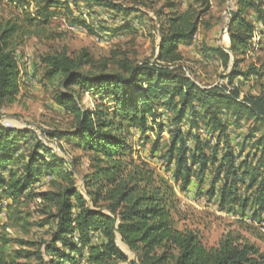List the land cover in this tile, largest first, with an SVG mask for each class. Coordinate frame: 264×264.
<instances>
[{"label": "trees", "instance_id": "1", "mask_svg": "<svg viewBox=\"0 0 264 264\" xmlns=\"http://www.w3.org/2000/svg\"><path fill=\"white\" fill-rule=\"evenodd\" d=\"M3 1L11 10L0 14V108L12 104L19 91L18 48L25 38L43 36L60 10L70 24L97 31L73 14L81 0H72L73 7L62 0H0V9ZM82 1L125 15L136 12L111 0ZM168 7L155 61H122L118 72L106 71L103 63L92 73L81 71L92 62L87 52L76 61L65 53L43 60L44 77L58 79L55 103L72 113L74 126L40 133L93 155L81 188L74 185L66 161L30 127H5L0 118V207L3 201L16 208L39 199L44 217L38 226L49 230L47 239L25 253L26 263L0 247V264H79L83 258L86 264H264V255L234 238L206 247L196 232L178 229L174 190L193 192L220 211L264 226V92L241 94L233 85L239 76L264 74V64L239 67L254 48L255 34L256 44L264 35V0H234L228 12L227 51L216 52L226 67L231 64L225 75L230 90L223 84L202 87L170 64L181 57L178 45L195 36L202 12L179 11L174 3ZM86 93L92 108L80 105ZM242 121L252 125L236 143L237 151L230 129L240 128ZM132 130L140 144L149 140L146 133L155 134L148 157L159 160L162 173L133 149ZM163 132L169 139L162 147ZM54 174L68 185L39 191L43 185L37 183L50 182Z\"/></svg>", "mask_w": 264, "mask_h": 264}, {"label": "rangeland", "instance_id": "2", "mask_svg": "<svg viewBox=\"0 0 264 264\" xmlns=\"http://www.w3.org/2000/svg\"><path fill=\"white\" fill-rule=\"evenodd\" d=\"M70 3L72 0H62ZM126 8H134L136 12L128 15L105 8L103 5L92 3L88 5L92 11L87 14L90 23L95 18L96 33L73 32L63 10H60L50 21L46 33L41 37H28L18 48L19 91L12 104L0 108V118L13 125L23 127H37L43 132L66 131L74 126V117L67 109L55 103V96L60 90L58 79L44 77V58L49 55L65 53L74 61L87 52L91 64L81 68L83 72H96L99 66L106 63L108 72L121 71L120 63L130 61L140 63L145 60L155 61L158 56V41L161 31L166 29V18L171 11L168 3H174L176 9L182 11L188 7L201 11V19L197 32L191 42L179 44L177 52L180 59L170 63L180 67L184 75L202 87L223 84L228 87L225 75L230 72L231 64L226 67L216 50L227 51L229 44L226 32L228 12L233 7L234 0H111ZM79 8L73 9V14L79 16L81 8L87 3L78 2ZM11 10L3 1L0 14L6 15ZM252 13V12H249ZM251 19L250 16L247 17ZM128 23V24H127ZM258 30L261 25L256 23ZM97 32L101 41H97ZM259 44V35L255 34L254 48L243 58L239 67L246 70L249 65L260 67L264 64V35ZM32 71V77L28 74ZM264 71V69H263ZM241 94L257 95L264 92V74L262 76L250 74L248 77L239 76L234 79ZM82 107L92 108L93 99L85 94L80 102ZM252 123L242 121L240 128L231 126V138L234 148L240 143ZM133 134V149L142 158L162 173L163 168L159 160L148 157V149L155 134L148 132V141L140 144L139 133ZM43 135V134H42ZM169 139V134L160 135L159 144L163 147ZM47 145L55 149L56 153L66 161V167L72 171L74 185L83 186L82 178L93 165V155L79 149L64 139L60 142L44 138ZM249 144L246 145V151ZM136 157V154H134ZM168 177V175H167ZM68 185L66 178L55 175L50 182L43 184L39 191L58 190ZM178 200V214L175 216L178 229H188L196 232L201 243L206 247L216 246L220 240L234 238L236 243L253 247L259 255H264V226L250 218L241 219L238 215H230L220 211L204 197L198 198L193 192L182 194L175 187ZM7 201L0 207V247L4 248L8 257L19 263H26L25 253L33 251L35 243L47 239L48 226L40 227L38 222L44 217L43 203L39 199L30 198L16 208H7ZM264 216V212L262 213ZM131 256V254H128ZM79 264H86L84 258Z\"/></svg>", "mask_w": 264, "mask_h": 264}, {"label": "built area", "instance_id": "3", "mask_svg": "<svg viewBox=\"0 0 264 264\" xmlns=\"http://www.w3.org/2000/svg\"><path fill=\"white\" fill-rule=\"evenodd\" d=\"M86 7V6H85ZM92 11L90 10V8L86 7V8H81V12L78 14V15H81L82 18L86 21L87 24H89L92 28H95L97 26V21L96 19L94 18H91V22L89 21V19H87V14L91 15ZM69 29L72 30L73 32H77V33H85L86 32V28L84 26H78V25H71L69 26ZM97 41H101V34L97 32ZM29 77H32V71L28 74ZM4 126L5 127H10V123L8 121H5L4 123ZM30 129L34 132V134L42 141H45L44 140V136L40 133V130L37 128V127H30ZM50 177H46L45 180H49ZM44 183L43 182H39L37 183V186H42Z\"/></svg>", "mask_w": 264, "mask_h": 264}]
</instances>
